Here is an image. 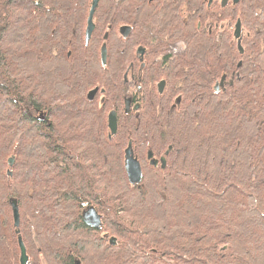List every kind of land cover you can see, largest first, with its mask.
Instances as JSON below:
<instances>
[{"label":"trees","instance_id":"obj_1","mask_svg":"<svg viewBox=\"0 0 264 264\" xmlns=\"http://www.w3.org/2000/svg\"><path fill=\"white\" fill-rule=\"evenodd\" d=\"M91 3L0 0V264H264V0Z\"/></svg>","mask_w":264,"mask_h":264},{"label":"water","instance_id":"obj_2","mask_svg":"<svg viewBox=\"0 0 264 264\" xmlns=\"http://www.w3.org/2000/svg\"><path fill=\"white\" fill-rule=\"evenodd\" d=\"M100 0H92L91 3V8L89 10V15L87 18V27H86V32H85V41L86 43L89 42L92 32L95 29V24L93 22V16L95 13V10L97 8V5L99 3ZM213 0H209L208 4L210 5L211 2ZM228 0H222V5H225L226 2ZM237 1V0H236ZM240 29H241V22L240 20L237 21L236 26H235V30H234V34L235 37H239L240 36ZM131 31V27L130 26H121L120 27V32L122 33L123 36H127ZM108 36V34H105L104 38L106 39ZM140 51H143L142 49ZM102 59H103V63H105L106 60V52L102 53ZM225 80V77H222L221 81L219 83H217L216 85H222L223 82ZM164 85H165V81H161L158 84V88L159 91L162 92L164 89ZM98 87H95L94 89L90 90L87 94V97L89 100L94 99V97L96 96V93L98 92ZM126 104V112H129L130 110V100L127 99L125 101ZM139 107V105L137 104L136 106H134V109H137ZM108 125L110 128V134L109 136L111 137L112 134H115L117 132V116L114 112H111L108 116ZM150 157V155H149ZM10 164L13 163V158H10L9 160ZM151 163L157 165L158 160L155 161H151ZM125 169L127 172V176H128V180L129 182L134 185V184H138L141 182L142 177H143V171H142V166L140 161L138 160V158L135 156L134 152L132 151V147H131V143H129L126 151H125ZM11 174V172H10ZM12 207H13V212H14V219H15V226L19 227L20 224V215H19V210H18V206L16 204L15 200H12L11 202ZM83 220L89 224L90 226L93 227H99L102 224V220H101V215L98 213V211L93 207V206H89L87 209H85L83 211ZM19 232V231H18ZM110 241L112 243H115L116 238L112 237L110 238ZM19 246H20V264H27L28 262V254H27V250H26V246L22 240V237L19 236Z\"/></svg>","mask_w":264,"mask_h":264},{"label":"flooded vegetation","instance_id":"obj_3","mask_svg":"<svg viewBox=\"0 0 264 264\" xmlns=\"http://www.w3.org/2000/svg\"><path fill=\"white\" fill-rule=\"evenodd\" d=\"M241 0H228L227 2H226V4L225 5H222V0H220V4H221V6H227L228 4H232V5H237L239 2H240ZM208 2H209V0H208ZM213 2V1H212ZM211 2V3H212ZM209 5V4H208ZM236 25V24H235ZM234 30H235V26H234ZM234 30H233V36L235 37V34H234ZM243 36V30H242V28L240 29V36L239 37H235L236 39H241V37ZM143 47H141V49H142ZM140 49V50H141ZM144 49V48H143ZM139 50V52H138V60H136L135 62H134V64H133V69H130V72L131 73H133V70H134V66H135V64L137 63V62H141V67L142 66H144V63H143V60H144V58H145V56H144V54H145V52H146V49H144L143 51H140ZM225 75V74H224ZM223 75V76H224ZM226 76V75H225ZM226 78V77H225ZM131 79L132 80H134V81H137L139 78H137L136 76H134V74H132L131 75ZM161 81H165V85H166V80L165 79H161V80H158L156 83H157V88H158V84L161 82ZM224 82H225V80H224ZM224 82H223V85H221V86H224ZM165 85H164V87H165ZM215 85V84H214ZM158 90H159V88H158ZM135 106V105H134ZM134 106L132 107V102H131V106H130V108H132L133 110H135L134 109ZM140 107V106H139Z\"/></svg>","mask_w":264,"mask_h":264},{"label":"bare ground","instance_id":"obj_4","mask_svg":"<svg viewBox=\"0 0 264 264\" xmlns=\"http://www.w3.org/2000/svg\"><path fill=\"white\" fill-rule=\"evenodd\" d=\"M221 7H222V6H221ZM216 14H217V13H216ZM93 22H94V21H93ZM94 24H95V23H94ZM122 26H125V25H122ZM126 26H129V25H126ZM235 26H236V25H235ZM86 27H87V26H86ZM120 27H121V26H120ZM217 28H218V27H217ZM119 30H120V28H119ZM85 32H86V31H85ZM92 33H93V32H92ZM120 33H121V32H120ZM121 34H122V33H121ZM91 36H92V35H91ZM85 42H86V41H85ZM142 50H144V49L142 48ZM222 77H225V76H222ZM221 79H222V78H221ZM221 79H220L218 82H216V84L219 83V82L221 81ZM216 84H215L214 87H215L216 90H219L221 85L218 86V85H216ZM222 85H223V84H222ZM93 89H94V88H93ZM98 90H99V89H98ZM102 91H103V89H102ZM96 94H97V93H96ZM126 100H127V99H126ZM126 100H125V101H126ZM129 100H130V99H129ZM130 103H131V100H130ZM136 105H137V104H136ZM136 105H135V106H136ZM138 105L140 106V104H138ZM130 106H131V104H130ZM138 108H139V107H138ZM138 108H137V109H138ZM125 110H126V104H125ZM135 110H136V109H135ZM112 112H113V111H112ZM110 113H111V112H110ZM110 113H109V114H110ZM114 113H115V112H114ZM109 114H108V116H109ZM115 114H116V113H115ZM117 124H118V123H117ZM108 126H109V125H108ZM109 129H110V128H109ZM135 156H136V155H135Z\"/></svg>","mask_w":264,"mask_h":264},{"label":"rangeland","instance_id":"obj_5","mask_svg":"<svg viewBox=\"0 0 264 264\" xmlns=\"http://www.w3.org/2000/svg\"><path fill=\"white\" fill-rule=\"evenodd\" d=\"M232 29L234 30L233 24H232ZM233 30H232V31H233ZM245 32H246V31H245V30H243V34H245Z\"/></svg>","mask_w":264,"mask_h":264}]
</instances>
